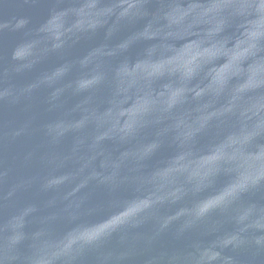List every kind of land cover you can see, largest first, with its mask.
I'll return each instance as SVG.
<instances>
[{
    "label": "water",
    "instance_id": "1",
    "mask_svg": "<svg viewBox=\"0 0 264 264\" xmlns=\"http://www.w3.org/2000/svg\"><path fill=\"white\" fill-rule=\"evenodd\" d=\"M0 264H264V0H0Z\"/></svg>",
    "mask_w": 264,
    "mask_h": 264
}]
</instances>
